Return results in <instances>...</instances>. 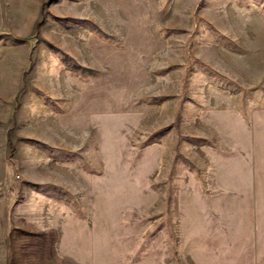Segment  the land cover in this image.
Segmentation results:
<instances>
[{
    "label": "rangeland",
    "instance_id": "rangeland-1",
    "mask_svg": "<svg viewBox=\"0 0 264 264\" xmlns=\"http://www.w3.org/2000/svg\"><path fill=\"white\" fill-rule=\"evenodd\" d=\"M263 91L264 0H0V264L240 251Z\"/></svg>",
    "mask_w": 264,
    "mask_h": 264
},
{
    "label": "crops",
    "instance_id": "crops-1",
    "mask_svg": "<svg viewBox=\"0 0 264 264\" xmlns=\"http://www.w3.org/2000/svg\"><path fill=\"white\" fill-rule=\"evenodd\" d=\"M260 99V107L253 111L251 125H248L251 151V190L238 198L256 200V206L251 208L252 224H250L248 240L243 239L241 250L223 254H203L194 257L197 264H264V91ZM247 193V194H246ZM230 248H234L233 246ZM237 250V249H235ZM234 251V250H233ZM200 258V259H199Z\"/></svg>",
    "mask_w": 264,
    "mask_h": 264
}]
</instances>
